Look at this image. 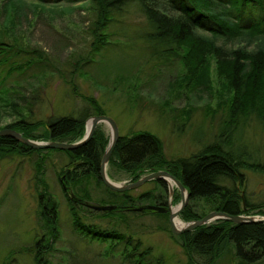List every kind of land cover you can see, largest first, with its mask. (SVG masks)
Wrapping results in <instances>:
<instances>
[{
  "label": "rangeland",
  "instance_id": "1",
  "mask_svg": "<svg viewBox=\"0 0 264 264\" xmlns=\"http://www.w3.org/2000/svg\"><path fill=\"white\" fill-rule=\"evenodd\" d=\"M90 5V1H83L70 9L63 4L51 13L54 21L42 16L30 29L25 24L21 26V30L27 32L23 34L27 40L23 42L30 44L31 48L43 50L49 57L48 64L42 67L46 73L41 75V70L32 67L17 77L23 80L21 84L29 88L37 86L34 90L39 93L40 103L33 108L34 121H44L53 115L78 118L87 108L93 113L84 99L92 97L105 116L116 123L120 136L149 132L160 140L167 160L189 157L211 143L218 124L227 116L232 97V92L216 73L215 62L211 61L204 85L184 87L182 76L185 69L179 60L160 62L152 56L153 50L158 52L161 48L143 39L148 27L134 2L112 13L105 34L106 43L94 55L93 61L86 59L95 20ZM259 45L264 46L262 43ZM80 57L85 58L81 62H88L77 65ZM22 94L34 98L30 89ZM11 120L0 111V128ZM97 127L109 140V126L102 123ZM41 131L39 129L37 133ZM239 133L249 158L264 164V128L251 116ZM39 155L12 154L0 159V264H36V254L41 264H128L121 257V245L92 242L79 235L72 225L68 197L82 199L83 194L89 192V198H85L87 205H109L106 199L110 198L105 197L103 187L89 176L77 182L68 181V189L64 191L61 179L66 174L61 175V172L72 170L78 162L70 165L64 153L47 151L41 154L45 159L37 171ZM159 171L167 172L166 169ZM150 173H142L137 180ZM106 175L115 184L137 181L109 164ZM244 178V184L238 187L239 193L245 194L254 205L263 204L264 176L245 172ZM164 183L166 196L159 206L167 208L169 205L171 211L174 207L179 208V189L173 182L172 185ZM159 190L156 181H150L129 190V194L136 198L146 192L159 193ZM42 196V204L50 199L57 208L58 235L52 244L47 243L51 236L40 226ZM84 205L80 204L79 209L85 223H94L105 229L114 228L130 236L133 243L139 241L141 250H150L146 259L149 264L160 259L166 264L203 263L199 257L188 261L180 240L171 232L168 213L165 217V214L156 212L133 211L151 205L148 201H136L126 207L128 210L113 215L114 218L104 217ZM187 205H191L193 212L201 217L210 212V207L203 201H188ZM116 217L123 221H118ZM178 218L182 223H189L183 221L180 215ZM49 245L52 246L48 248ZM213 264H239L233 246L228 245ZM256 264H264V260Z\"/></svg>",
  "mask_w": 264,
  "mask_h": 264
},
{
  "label": "trees",
  "instance_id": "2",
  "mask_svg": "<svg viewBox=\"0 0 264 264\" xmlns=\"http://www.w3.org/2000/svg\"><path fill=\"white\" fill-rule=\"evenodd\" d=\"M83 1H90V9L95 17L90 31L93 39L86 59L93 61L94 55L106 43L105 34L112 13L134 2L139 6L148 27L143 39L162 49L158 52L153 50L152 56L160 62L179 60L185 69L182 76L184 87L204 85L211 61H214L217 75L232 92L227 116L218 124L214 140L193 155L167 160L160 140L149 132L140 131L119 137L108 164L130 174L133 180L146 171L166 169L182 183L189 194L188 201H203L210 207V212L241 215L255 211L264 215V201L263 204L254 205L245 194L239 193L238 188L245 182V172L264 176V164L249 158L246 146L239 137V129L251 116L264 128V46L259 45H264V0H0V111L12 118L0 129H12L36 141L50 139L72 143L83 136L87 118L105 115L94 98L84 97L93 113L88 112L87 108L78 118L53 115L44 121H34L33 108L40 103L39 93L34 90L37 86L29 88L21 84L23 80L17 79L32 67L41 70V75L46 73L42 67L49 61L43 50L31 48L30 44L23 42L27 40L23 34L27 32L22 31L21 26L25 24L30 29L35 20L42 16L54 21L51 13L63 4L74 9L76 3ZM84 59L80 57L77 65L88 62H81ZM26 89L32 91L34 98L22 94ZM39 129L42 131L37 133ZM107 144L108 139L98 127L85 145L72 151L34 150L15 140L0 137V159L12 154L38 153V171L45 159L42 153H64L70 165L78 164L73 165L72 170L61 172V175L66 174L61 179L62 187H66L68 181L77 182L82 177H93L96 184L103 187L105 197L110 198H105L107 203L115 206L110 212H99L104 217L114 218L113 215L122 213L136 201L161 205L166 196L163 181H156L159 193L146 192L136 198L129 191L115 192L103 185L99 177L100 161ZM83 195L82 199L67 196L75 231L92 242L118 243L122 246L121 257L128 264H149L146 259L150 250H141L139 241L133 243L130 236L114 228L105 229L83 221L79 208L80 204L86 203L89 192ZM43 198L40 199V226L51 236L47 243L52 244L58 235L57 208L50 199L42 204ZM180 218L191 222L202 217L193 212L191 205H187ZM177 238L190 262L194 257H199L203 259L202 264H213L230 244L239 264H256L264 260L262 223L232 224L218 220ZM34 260L36 264H41L38 254ZM154 264L166 263L160 259Z\"/></svg>",
  "mask_w": 264,
  "mask_h": 264
},
{
  "label": "water",
  "instance_id": "3",
  "mask_svg": "<svg viewBox=\"0 0 264 264\" xmlns=\"http://www.w3.org/2000/svg\"><path fill=\"white\" fill-rule=\"evenodd\" d=\"M88 122L90 123L89 129H87ZM102 123L107 124L109 126L110 137L108 140V144L104 150L101 161H100L99 177H100L101 182L103 183L105 187H107L108 189L112 191L125 192L129 190L137 189L141 187L142 185H144L145 183L150 182V181L155 180V181H164L168 183V179L171 180L175 184V186H177V188L180 191V195H181V204L175 212L171 211V208L169 205L167 208L164 206H159V205H145V206L137 208L136 211L138 212L151 211V212H156L159 214L168 213V221L170 224L171 232L174 235L179 236L185 232H189L191 230L196 229L197 227L209 224L216 220H226L234 224L264 223V216H261V217L242 216V215L235 216V215H229V214L222 213V212L213 211V212L206 214L204 217L198 220H194L189 223H183V226L181 228H176L174 226L173 220L174 218H178L180 213L185 208L189 200V194L187 193L182 183L179 180H177L174 176H172L166 171H156L146 176H143L142 178H140L139 180L135 182L128 183V184H115L108 179L106 175V166L109 162L110 156L113 152L114 147L116 146L118 142L120 135H119V131H118V127L116 123L111 118L105 115H97V116H92L91 118H89L88 121L85 122V128H84L85 132L82 138L72 143L55 142V141H51L50 139H48L47 141L31 140L26 137H23L19 132H16L8 128H4L0 130V137H5V138L15 140L16 142L24 146H27L30 149H34V150L40 149V150L72 151L74 149H77L85 145L92 138L96 127ZM63 188L64 189L66 188L65 185H63ZM169 191L172 194L173 190L170 185H169ZM85 206L95 212H110L115 209V206H111V205L98 206V205H87L85 203Z\"/></svg>",
  "mask_w": 264,
  "mask_h": 264
},
{
  "label": "bare ground",
  "instance_id": "4",
  "mask_svg": "<svg viewBox=\"0 0 264 264\" xmlns=\"http://www.w3.org/2000/svg\"><path fill=\"white\" fill-rule=\"evenodd\" d=\"M91 118V117H90ZM89 127H90V123L88 122L87 123V129H89ZM84 132H85V130H84ZM84 135V134H83ZM120 135V134H119ZM82 138V137H81ZM80 138V139H81ZM78 141V140H77ZM75 142V141H74ZM155 181V180H154ZM168 183L170 184V185H172V182H171V180H169L168 179ZM64 189V188H63ZM67 187L64 189V191L66 190L67 191ZM188 193V192H187ZM243 204V203H242ZM243 209L244 210H246V208L244 207V205H243ZM177 210V207H174L173 209H172V212H175ZM211 212H213V211H211ZM216 212H221V211H216ZM210 213V212H209ZM222 213H224V212H222ZM242 216H259V217H261V216H263V215H259V214H257L255 211H251V212H248V213H246V214H241ZM235 216H238V215H235ZM204 217V216H203ZM198 220V219H197ZM216 221H218V220H216ZM220 221H226V220H220ZM226 222H229V221H226ZM173 223H174V226L176 227V228H181L182 226H183V223L181 222V220L179 219V218H174V220H173ZM212 223V222H211ZM231 223V222H230ZM232 224H234V223H232ZM242 224H248V223H242ZM262 224H264V223H262ZM207 225V224H206ZM223 253V252H222ZM221 256V255H220ZM219 256V257H220Z\"/></svg>",
  "mask_w": 264,
  "mask_h": 264
},
{
  "label": "flooded vegetation",
  "instance_id": "5",
  "mask_svg": "<svg viewBox=\"0 0 264 264\" xmlns=\"http://www.w3.org/2000/svg\"><path fill=\"white\" fill-rule=\"evenodd\" d=\"M66 191V190H65Z\"/></svg>",
  "mask_w": 264,
  "mask_h": 264
}]
</instances>
